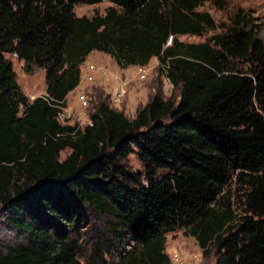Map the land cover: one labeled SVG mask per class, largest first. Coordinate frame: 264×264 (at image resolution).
Wrapping results in <instances>:
<instances>
[{
    "label": "trees",
    "instance_id": "16d2710c",
    "mask_svg": "<svg viewBox=\"0 0 264 264\" xmlns=\"http://www.w3.org/2000/svg\"><path fill=\"white\" fill-rule=\"evenodd\" d=\"M102 1L103 14L72 11ZM205 1L0 0V209L18 239L0 264H169L175 230L213 264H264V41L240 11L203 42L177 40L217 27ZM91 51L119 68L156 58L178 99L155 93L127 118L106 96L89 124H61ZM12 53L44 71L43 95L20 91Z\"/></svg>",
    "mask_w": 264,
    "mask_h": 264
},
{
    "label": "rangeland",
    "instance_id": "374dc122",
    "mask_svg": "<svg viewBox=\"0 0 264 264\" xmlns=\"http://www.w3.org/2000/svg\"><path fill=\"white\" fill-rule=\"evenodd\" d=\"M109 5L111 4L106 1L93 5H74L72 11L76 16L89 17L93 14H103L105 8ZM197 10L207 12L217 27L214 30L206 29L199 36L192 34L177 35V40L187 43L203 42L212 34L223 32L230 25V19L233 15L240 11L250 24L255 25L254 36L258 40L264 41V0H221L220 6H216L213 0H208L197 7ZM5 56L10 62L11 69L14 72V80L20 91L29 100L35 96L43 95L45 89L44 71L32 65L27 68L23 60L17 58L13 53ZM84 60L93 62L100 67L106 66L104 62L108 61L112 67L109 69L106 66L105 69L108 68L109 71L100 74L94 82L82 83L88 96L86 107L80 106L75 98L76 91L81 86H76L65 97V107L62 111L63 121H67L68 124L76 123L79 127L90 123V116L99 101H106L108 86L105 87L104 85L106 84L105 78L107 75L110 72H114L121 73L124 77H129L131 71V66L127 67V69L119 70L109 55L99 51H91ZM82 65L83 63L79 66L82 67ZM146 66L151 67L147 79L144 81L129 80L125 87L124 99L119 111L123 112L127 118H133L136 110L141 108L155 93L160 94L163 98L170 97L175 101L178 99V88L167 82L165 77L159 73L156 58L152 57ZM68 153L69 150L67 149L61 151L58 159L62 160ZM123 164L128 171H141V165L134 153H129ZM235 186L231 181L228 187L233 200L237 196ZM88 217L94 225L99 226L100 220L96 214L90 213ZM81 230L79 229L76 234L81 235ZM17 240L13 229L3 221L0 209V251L3 245L12 244ZM131 243L129 242V245L124 246L117 245L115 252L110 257H106V260H116L122 252H134L135 249H132ZM165 253L168 257L172 253H176L179 255L182 264H213L215 258L214 248H209L208 253L202 255L194 239L191 236L183 235L181 230H175L165 235ZM169 264L174 263L169 260Z\"/></svg>",
    "mask_w": 264,
    "mask_h": 264
},
{
    "label": "built area",
    "instance_id": "2783aa9c",
    "mask_svg": "<svg viewBox=\"0 0 264 264\" xmlns=\"http://www.w3.org/2000/svg\"><path fill=\"white\" fill-rule=\"evenodd\" d=\"M82 67L79 66V75H78V84L77 86H81L77 89L75 98L82 107H86L88 104V96L87 92L85 91V86H82V83H91L96 80V78L103 74L104 72H108V68L105 69L106 66H98L93 62L84 60ZM81 63V64H82ZM80 64V65H81ZM151 67L146 65H134L131 66L130 76L124 77L121 73H114L110 72L109 75L105 78L106 84L105 87L108 86L106 91V96L108 100V104L111 108L116 110L121 109V103L124 99V90L129 80H136V81H144L147 79L149 75V70ZM101 80V79H99ZM168 82V80L165 78ZM64 108L57 113L56 118L61 124H68L67 121H63V113L62 111ZM168 259L174 264H182L179 255L176 253H172Z\"/></svg>",
    "mask_w": 264,
    "mask_h": 264
},
{
    "label": "crops",
    "instance_id": "0c3cea01",
    "mask_svg": "<svg viewBox=\"0 0 264 264\" xmlns=\"http://www.w3.org/2000/svg\"><path fill=\"white\" fill-rule=\"evenodd\" d=\"M94 61H96V60L94 59ZM111 62L113 63V61H111ZM104 64H105L109 69L112 67L108 61H105ZM114 64H115V63H114ZM115 65H116V64H115ZM127 67H130V66H127ZM127 67H125V68H119V67L116 66V68H118L119 70L127 69ZM67 94H68V93H67ZM66 96H67V95H66Z\"/></svg>",
    "mask_w": 264,
    "mask_h": 264
}]
</instances>
